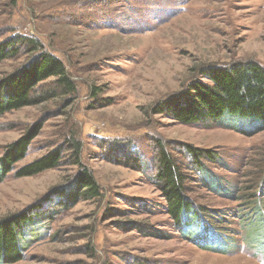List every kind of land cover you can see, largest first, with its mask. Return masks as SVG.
<instances>
[{"label": "rangeland", "instance_id": "rangeland-1", "mask_svg": "<svg viewBox=\"0 0 264 264\" xmlns=\"http://www.w3.org/2000/svg\"><path fill=\"white\" fill-rule=\"evenodd\" d=\"M14 35L37 38L77 92L0 114V160L40 127L0 181V221L28 217L13 264H264V124L227 117L184 125L155 114L162 102L165 110L193 99L194 85H212L195 70L201 66L264 68V0H0V42ZM31 56L13 49L0 62V83ZM69 130L103 194L98 202L64 205L81 171L71 158L15 175L62 150ZM158 141L181 164L190 161L183 145L217 158L202 160L201 179L186 173L187 197L202 214L189 234L169 218L154 183Z\"/></svg>", "mask_w": 264, "mask_h": 264}, {"label": "trees", "instance_id": "trees-1", "mask_svg": "<svg viewBox=\"0 0 264 264\" xmlns=\"http://www.w3.org/2000/svg\"><path fill=\"white\" fill-rule=\"evenodd\" d=\"M15 50H23L30 54L31 60L16 76H9L0 83V114L6 111L19 110L26 106L41 104L56 98L70 99L76 92V82L72 80L64 64L44 47L34 36L14 35L8 40L0 42V62ZM213 65L201 66L199 71L204 78H208L212 85H194L193 99L186 97L181 103L178 99L171 100L170 107L162 108L165 103L156 107L155 114L167 113L173 120L184 125L196 123H216L222 118L233 117L237 120H253L264 124V68L254 62H246L232 67L213 68ZM211 71V74H207ZM54 79L48 90L33 96L38 85ZM97 93H93L95 97ZM39 128L22 137L18 143L7 149L6 156L0 160V181L9 173L11 167L23 160L31 141L36 137ZM64 148L55 150L36 158L16 172L17 177H31L43 171L56 168L62 159L71 158L72 164L81 169L80 174L72 183L73 194L63 199L64 205L82 201L95 200L103 197L99 185L88 170L79 163L82 154L81 141L75 138V133L67 131L62 136ZM155 164L153 180L158 188L167 215L174 225L191 233L190 225L196 222L199 212L193 210L192 203L187 197L186 173L192 171L199 177L205 174L202 160L209 162L217 158L212 151L200 150L183 145L184 152L190 158L188 164L178 162L165 143L155 145ZM66 153V154H63ZM263 174V173H262ZM204 178V177H203ZM201 179V177H200ZM218 186L221 193L227 192ZM253 198V197H251ZM68 201V202H67ZM256 209L258 207H255ZM260 208V207H259ZM202 214L199 215L201 217ZM13 217V216H12ZM9 217L0 221V264H13L22 259L24 235L23 225L27 216L22 218ZM22 237V238H21Z\"/></svg>", "mask_w": 264, "mask_h": 264}]
</instances>
